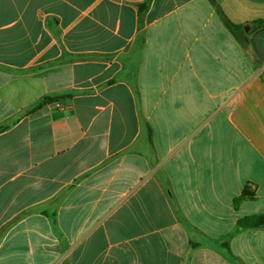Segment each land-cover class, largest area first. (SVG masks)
<instances>
[{"label": "crops", "instance_id": "1", "mask_svg": "<svg viewBox=\"0 0 264 264\" xmlns=\"http://www.w3.org/2000/svg\"><path fill=\"white\" fill-rule=\"evenodd\" d=\"M262 20L264 0H0V264H264V228L219 243L264 214Z\"/></svg>", "mask_w": 264, "mask_h": 264}, {"label": "trees", "instance_id": "2", "mask_svg": "<svg viewBox=\"0 0 264 264\" xmlns=\"http://www.w3.org/2000/svg\"><path fill=\"white\" fill-rule=\"evenodd\" d=\"M146 7V5H145ZM226 23L228 27L235 32L238 29V26L233 25L226 19ZM258 26H264V20L256 22ZM59 97H50L45 96L43 97L37 104H35L32 108H30L27 113L34 112L40 108H42L44 105L60 100ZM254 197V194L250 192L247 188L242 192V194L237 197L234 201V206H237L241 201L245 199H251ZM257 228H264V214H258V215H250L245 216L241 219H239L236 224L233 231L230 233L224 235L220 238L219 243L225 247L229 248V239L239 234L241 231L247 230V229H257Z\"/></svg>", "mask_w": 264, "mask_h": 264}]
</instances>
